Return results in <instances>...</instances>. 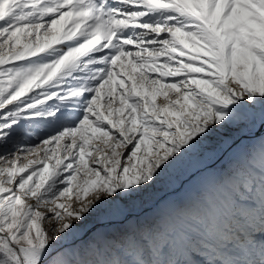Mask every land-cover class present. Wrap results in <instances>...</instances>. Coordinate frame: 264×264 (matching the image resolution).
Listing matches in <instances>:
<instances>
[{
  "label": "snow or ice",
  "instance_id": "obj_1",
  "mask_svg": "<svg viewBox=\"0 0 264 264\" xmlns=\"http://www.w3.org/2000/svg\"><path fill=\"white\" fill-rule=\"evenodd\" d=\"M257 112L264 0H0V264H154L162 226L75 242Z\"/></svg>",
  "mask_w": 264,
  "mask_h": 264
},
{
  "label": "rangeland",
  "instance_id": "obj_2",
  "mask_svg": "<svg viewBox=\"0 0 264 264\" xmlns=\"http://www.w3.org/2000/svg\"><path fill=\"white\" fill-rule=\"evenodd\" d=\"M163 99L160 96L157 104H161ZM261 125L264 123L257 112L241 128L232 127L216 133L178 169L164 177L155 189L132 201H121L123 212L116 209L102 210L85 226L83 238L76 244L88 243L97 232L107 234L108 242L112 243L122 239V233L130 227L161 229L162 226L158 243L165 246V250L159 256L150 257L154 264H185L193 259L192 250L200 257V264L212 261L227 264V261L236 260L239 264H245L253 254L256 256L255 264H264V240L251 243L249 239L250 235L259 234L264 229L261 220L264 216V205L261 204L264 193L260 191L259 183L256 191H250V182L243 172L232 177L228 184L222 183L237 168L241 154L245 151L253 158L257 168L254 175L257 181L260 180V172L264 171L261 166L264 162L261 159L264 154V133L256 138L242 139L243 143L237 146L232 145L242 136L257 131ZM194 170H198L197 175L186 182L181 191L169 194L158 202L161 205L156 204L164 193L179 187ZM146 208L151 209L139 213ZM127 214L133 215L124 220ZM235 220L241 222L239 228L232 227V221ZM89 229L92 231L84 236ZM113 255L116 253L113 252ZM124 258L131 259L127 255Z\"/></svg>",
  "mask_w": 264,
  "mask_h": 264
},
{
  "label": "water",
  "instance_id": "obj_3",
  "mask_svg": "<svg viewBox=\"0 0 264 264\" xmlns=\"http://www.w3.org/2000/svg\"><path fill=\"white\" fill-rule=\"evenodd\" d=\"M263 133H264V125H263V126L261 125V126L258 128V130L255 131L254 133H252V134H246V135L242 136L241 139L236 140L235 143H233L232 147H233V146H237V145L243 143V142H242V139L256 138V137L261 136ZM229 148H231V147H229ZM229 148H227L226 151H227ZM200 170H201V169H200ZM197 172H198V170H196V171L194 170L190 175H188V176H187V177L181 182V184H180L179 187L173 189L172 191H169V192L164 193V194L158 199L157 202H161V201L164 200L169 194H175V193H178L179 191H181L182 188H183V186L185 185V183L188 182V181H190V180H192V179L197 175ZM157 202H156V204H157ZM150 209H151V208H146V209L140 211L139 213H140V214H143V213L149 211ZM139 213H137V214H139ZM132 215H133V214H127L126 217L124 218V220L128 219V218L131 217ZM98 225H101V224H97L96 226H98ZM92 228H94V227H92ZM91 231H92V229H89V230L85 233L84 236L88 235ZM78 241H80V240H77L75 243H77Z\"/></svg>",
  "mask_w": 264,
  "mask_h": 264
},
{
  "label": "bare ground",
  "instance_id": "obj_4",
  "mask_svg": "<svg viewBox=\"0 0 264 264\" xmlns=\"http://www.w3.org/2000/svg\"><path fill=\"white\" fill-rule=\"evenodd\" d=\"M201 200V199H200ZM157 204L158 205H161V203H158L157 202ZM217 204V203H216ZM250 207V206H249ZM262 207H264V206H262ZM154 209V208H153ZM242 209V208H241ZM239 210V209H238ZM170 213V212H169ZM264 213V212H263ZM172 215V214H171ZM170 215V216H171ZM236 215V214H235ZM263 215V214H262ZM232 217V216H231ZM241 217V216H240ZM176 219V218H175ZM247 220V219H246ZM255 220V219H254ZM234 222V224L232 225V227H235V228H239V226L241 225V222L240 221H238V220H235V221H232V223ZM238 222V223H237ZM250 222V221H249ZM244 224V223H243ZM242 224V225H243ZM249 224V223H248ZM261 224V223H260ZM263 225V224H262ZM221 226V225H220ZM229 228V227H228ZM224 229V228H223ZM232 229V228H231ZM213 230V229H212ZM242 231V230H241ZM220 232V231H219ZM249 232V231H248ZM257 234V233H256ZM220 235V234H219ZM240 235V234H239ZM241 235H243V233L241 232ZM258 235V234H257ZM241 240V239H240ZM249 240V239H248ZM248 240H246V242H248ZM231 241V240H230ZM244 241V240H243ZM225 242V241H224ZM258 242V241H257ZM229 243V242H228ZM237 243V242H236ZM245 243V242H244ZM252 243V242H251ZM259 243V242H258ZM234 244V243H233ZM242 244V243H241ZM248 244V243H247ZM221 245V244H220ZM226 245V244H225ZM262 245V244H261ZM222 246V245H221ZM235 246V245H234ZM254 246V245H253ZM224 247V246H223ZM231 247H232V245H231ZM237 249H239V248H237ZM235 253V252H234ZM233 254V253H232ZM237 255V254H236ZM234 256V255H233ZM240 256V255H239ZM236 257V256H235ZM252 258H248V261L245 263V264H255V258H256V256H254V254H253V256H251ZM229 259V258H228ZM235 262V261H234ZM234 262H232V261H227V264H239V262L236 260V262L234 263ZM242 262V261H241Z\"/></svg>",
  "mask_w": 264,
  "mask_h": 264
}]
</instances>
